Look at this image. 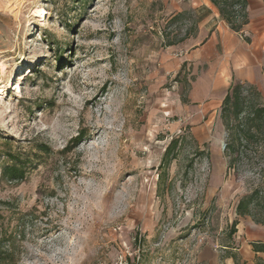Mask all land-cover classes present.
<instances>
[{"label": "rangeland", "instance_id": "rangeland-1", "mask_svg": "<svg viewBox=\"0 0 264 264\" xmlns=\"http://www.w3.org/2000/svg\"><path fill=\"white\" fill-rule=\"evenodd\" d=\"M178 5L0 0V264H257L264 201L236 205L264 192V141L227 170L221 106L168 45Z\"/></svg>", "mask_w": 264, "mask_h": 264}, {"label": "crops", "instance_id": "crops-1", "mask_svg": "<svg viewBox=\"0 0 264 264\" xmlns=\"http://www.w3.org/2000/svg\"><path fill=\"white\" fill-rule=\"evenodd\" d=\"M247 1L249 22L238 32L230 28L211 0H173L179 2L176 13L189 11L191 17L184 19L189 20V27L195 26L179 44L180 67L185 70L188 65L191 70L192 77L187 80L192 102L221 106L236 82L264 89V0ZM248 233L255 237L251 245L264 242L263 226L249 224ZM253 253L258 258L264 256V252Z\"/></svg>", "mask_w": 264, "mask_h": 264}, {"label": "trees", "instance_id": "trees-1", "mask_svg": "<svg viewBox=\"0 0 264 264\" xmlns=\"http://www.w3.org/2000/svg\"><path fill=\"white\" fill-rule=\"evenodd\" d=\"M211 1L219 7L222 18L226 20L231 29L240 32L248 24L247 0ZM190 17V12L184 10V12L172 15L169 19L171 22H176ZM194 28L193 23L191 27H188L184 38L176 41L169 40L168 45L184 41L188 36L187 34L193 31ZM224 97L220 108V116L227 133L224 155L226 156V161H228L227 170L235 174L237 171V160L244 151H247L251 145L264 141V102L261 91L252 83L236 82ZM187 100L185 98V101ZM176 141L173 140L169 145L160 164L161 168L168 167L171 164L173 158V156L171 157V152L176 145ZM5 173H8L12 178H20L24 175L23 169L15 164L8 165ZM255 200L257 202L260 200L264 201V192L258 188L254 189L252 193L245 194L238 200L236 205L237 215H253L251 205ZM237 223L238 218L234 219L231 223L232 225L228 232L229 237H232L237 232ZM252 245L253 250L256 252H264L263 241H254ZM228 256L235 257L233 255ZM257 264H264V259L259 258Z\"/></svg>", "mask_w": 264, "mask_h": 264}, {"label": "bare ground", "instance_id": "bare-ground-1", "mask_svg": "<svg viewBox=\"0 0 264 264\" xmlns=\"http://www.w3.org/2000/svg\"><path fill=\"white\" fill-rule=\"evenodd\" d=\"M39 14L43 15L45 13V10L43 8H41L40 10H38ZM17 88L20 89L19 85H16ZM4 91V87L2 85H0V93H2Z\"/></svg>", "mask_w": 264, "mask_h": 264}, {"label": "water", "instance_id": "water-1", "mask_svg": "<svg viewBox=\"0 0 264 264\" xmlns=\"http://www.w3.org/2000/svg\"><path fill=\"white\" fill-rule=\"evenodd\" d=\"M225 140L222 141V145H223V148L225 149L226 148V145H225Z\"/></svg>", "mask_w": 264, "mask_h": 264}]
</instances>
